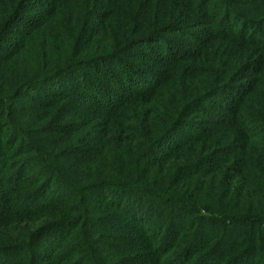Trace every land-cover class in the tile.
Returning a JSON list of instances; mask_svg holds the SVG:
<instances>
[{
  "label": "trees",
  "instance_id": "obj_1",
  "mask_svg": "<svg viewBox=\"0 0 264 264\" xmlns=\"http://www.w3.org/2000/svg\"><path fill=\"white\" fill-rule=\"evenodd\" d=\"M0 264H264V0H0Z\"/></svg>",
  "mask_w": 264,
  "mask_h": 264
}]
</instances>
